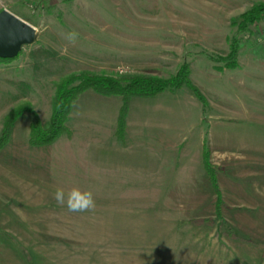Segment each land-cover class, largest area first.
Masks as SVG:
<instances>
[{
    "label": "rangeland",
    "instance_id": "obj_1",
    "mask_svg": "<svg viewBox=\"0 0 264 264\" xmlns=\"http://www.w3.org/2000/svg\"><path fill=\"white\" fill-rule=\"evenodd\" d=\"M257 4L264 0H0V11L40 32L0 61V136L6 118L26 110L0 150V264H31L17 243L35 251V264H264V17L239 20ZM236 39L239 66L230 69L221 58ZM38 48L56 52L39 72L30 55ZM184 64L205 104L186 86L134 96L119 137L121 98L89 90L68 135L29 143L36 119L48 126L66 76L168 78ZM58 187L91 190L95 209L69 212L53 198Z\"/></svg>",
    "mask_w": 264,
    "mask_h": 264
},
{
    "label": "trees",
    "instance_id": "obj_2",
    "mask_svg": "<svg viewBox=\"0 0 264 264\" xmlns=\"http://www.w3.org/2000/svg\"><path fill=\"white\" fill-rule=\"evenodd\" d=\"M264 17V4H257L252 9L243 13L239 20L240 25L258 24ZM236 22V20L234 21ZM240 51V40H233L230 47V52L227 56L221 58L225 65L234 69L239 66L238 55ZM34 61V67L37 72L40 71L38 66L42 64L43 59H55L56 52L51 49L38 48L30 52ZM11 58H0V61H7ZM42 66V65H40ZM191 70L187 64L181 68L174 75L166 78L161 76H124L115 77L110 75H97L88 71H83L79 74H72L66 76L57 85L56 94L53 102V113L47 127H43L38 119L30 125L29 143L33 146H44L53 143L55 140L63 135H68L70 129L67 126L69 115L71 114L74 104L78 101L80 96L86 91L92 90L97 94L104 96H117L121 98V108L118 115V132L119 137H122L126 127V115L128 113L129 105L132 97H154L167 90H179L184 86L189 87L194 94L205 104V99L199 89L193 84L191 79ZM37 76H39L37 74ZM26 110L21 108L10 114L4 123V127L0 136V150L3 149L10 140L13 127L17 119ZM208 152V151H207ZM206 155H209L208 153ZM207 173L211 177L213 184V191L216 194V218L223 219L222 208L224 206V199L221 188L216 178V169L208 157L205 159ZM224 220V219H223ZM199 223L213 224L211 219H202ZM210 227V226H209ZM234 231L228 227L229 237H232ZM235 236V235H234ZM14 239V238H13ZM14 243H17L14 240ZM16 247L22 251L23 257L35 264L37 255L33 249L24 244H16Z\"/></svg>",
    "mask_w": 264,
    "mask_h": 264
},
{
    "label": "water",
    "instance_id": "obj_3",
    "mask_svg": "<svg viewBox=\"0 0 264 264\" xmlns=\"http://www.w3.org/2000/svg\"><path fill=\"white\" fill-rule=\"evenodd\" d=\"M40 32L7 9L0 11V58L17 57L25 46L38 40Z\"/></svg>",
    "mask_w": 264,
    "mask_h": 264
},
{
    "label": "clouds",
    "instance_id": "obj_4",
    "mask_svg": "<svg viewBox=\"0 0 264 264\" xmlns=\"http://www.w3.org/2000/svg\"><path fill=\"white\" fill-rule=\"evenodd\" d=\"M76 33H69L68 39L75 40ZM53 198L61 206H66L69 212L83 213L95 209L96 201L91 190H82L79 187H72L65 190L62 187L56 188Z\"/></svg>",
    "mask_w": 264,
    "mask_h": 264
}]
</instances>
